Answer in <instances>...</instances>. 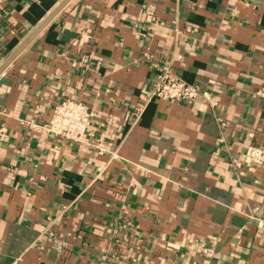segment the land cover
I'll return each instance as SVG.
<instances>
[{
	"label": "crops",
	"instance_id": "0c3cea01",
	"mask_svg": "<svg viewBox=\"0 0 264 264\" xmlns=\"http://www.w3.org/2000/svg\"><path fill=\"white\" fill-rule=\"evenodd\" d=\"M61 1H4L0 65ZM262 85L264 0H69L0 74V264H264ZM64 99L92 146L45 130Z\"/></svg>",
	"mask_w": 264,
	"mask_h": 264
},
{
	"label": "built area",
	"instance_id": "2783aa9c",
	"mask_svg": "<svg viewBox=\"0 0 264 264\" xmlns=\"http://www.w3.org/2000/svg\"><path fill=\"white\" fill-rule=\"evenodd\" d=\"M0 0V19L2 5ZM200 95V88L179 78L167 69L162 70L155 80L150 93L152 98L168 102H190ZM203 99H208L207 93H202ZM254 95L264 99V85L254 92ZM94 113L88 104L82 101L64 99L59 101L52 110L51 117L45 125V130L61 140L92 146L86 139V132L93 120ZM98 150H102L97 145ZM245 164L264 165V152L257 146H249L244 155ZM52 235V233H50Z\"/></svg>",
	"mask_w": 264,
	"mask_h": 264
},
{
	"label": "water",
	"instance_id": "95a60500",
	"mask_svg": "<svg viewBox=\"0 0 264 264\" xmlns=\"http://www.w3.org/2000/svg\"><path fill=\"white\" fill-rule=\"evenodd\" d=\"M69 0H62L60 4L42 21V23L23 41L19 48L14 51L2 65L0 74L13 61V59L38 35V33L52 20V18L62 9Z\"/></svg>",
	"mask_w": 264,
	"mask_h": 264
}]
</instances>
